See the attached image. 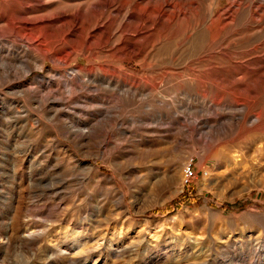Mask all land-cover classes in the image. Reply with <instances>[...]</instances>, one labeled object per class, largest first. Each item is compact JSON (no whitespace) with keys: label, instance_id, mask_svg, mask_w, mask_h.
I'll use <instances>...</instances> for the list:
<instances>
[{"label":"rangeland","instance_id":"rangeland-1","mask_svg":"<svg viewBox=\"0 0 264 264\" xmlns=\"http://www.w3.org/2000/svg\"><path fill=\"white\" fill-rule=\"evenodd\" d=\"M44 1L81 23L43 71L0 29V264H264V0Z\"/></svg>","mask_w":264,"mask_h":264},{"label":"bare ground","instance_id":"bare-ground-1","mask_svg":"<svg viewBox=\"0 0 264 264\" xmlns=\"http://www.w3.org/2000/svg\"><path fill=\"white\" fill-rule=\"evenodd\" d=\"M19 4L21 5L22 8L19 9L16 13L9 14L10 17H8L9 15H7L5 13L0 12V29H2L4 31V29H3L4 27L9 28L8 31L11 30V32L16 33L15 35H17L18 38L24 37L25 38L24 40H26L27 45H26V48L21 49L20 47H17L13 43V41H11L9 48L7 49V52L14 54L16 57H20L21 55L25 54L26 51L33 49L34 45H35V47H37V49H41V48L44 49V52H45L44 56L39 57V58L29 59L30 60L29 63L31 65V67H33L34 69L41 70V71L44 70V65H45V62L47 59L51 60L54 64H56V63L66 64L70 60L74 59L72 56L73 54H75L74 48L73 47H67V48L64 47V45H63L64 42L61 41L62 39L59 40L57 38L54 30L50 26L52 23H54L52 21L57 20V21H61V26L69 23V24H71L72 28H78V24L81 23L80 18L78 16H76L70 20L69 19L70 15L66 11H61V10H60V12L55 13L51 16H42L41 17V16L33 15L34 11L38 12V11H40L41 7H44L46 5L44 0H34V2H33V0H19ZM36 7H37V9L34 10V8H36ZM161 8L162 7H160V9H158L157 11L161 10ZM151 11H152V9H151ZM78 12H76V13H78ZM117 12H119V11L117 10ZM179 13L180 12L177 11V12H174L173 15H169L167 13L165 14V12H162V15H165L166 18L165 19L159 18V20H157L155 22H152L150 18H145L146 23H148L147 27H145V30L147 33V34H145V38L147 36L149 37V35H151V31L153 29L152 24L156 25L157 22L159 24L161 22H164V20H165V22H167L170 19L173 20L175 18H178ZM6 17H8V18H6ZM2 20H4V21H2ZM1 22H3L4 24L2 23L3 24L2 25ZM150 22H151V24H150ZM109 39H110L109 37H106V39L101 44H99L98 47H102V49H104L107 46H109L108 45ZM258 48H259V46H255L252 51L257 52L259 50ZM87 50H91L90 45L88 46ZM138 50L141 51V49H138ZM262 53H264V50H262ZM251 55H252L251 53L247 54L246 62L257 65L255 63V61L257 60V57L251 56ZM86 57L90 60L89 66L86 69H82V67H78L76 69L77 71L75 72V74L74 75L69 74V80L68 81L66 80L67 85L69 84L72 88L75 87V85L73 84L74 83L73 78H76V77H78L81 82H84V79L87 77V81L84 82L85 84L87 82L88 83L93 82V79L89 80L88 76L92 71H94V67H95L94 61L91 59V57H92L91 55H87ZM262 59H263V57H262ZM45 75L48 77V78H46V80L48 82L45 85L39 82L38 85L41 87H43V86L45 87L46 85H47L46 87L53 86L54 83H53L52 79L55 75V71L53 69H49L48 71H46ZM80 75H82V77H80ZM82 78H84V79H82ZM103 81L107 82V84H111L110 80L108 81L106 79H103ZM30 91L34 92V90L32 88H31V90H29V92ZM52 95L53 94L51 93V91H48V92L44 93V99L45 100H51L52 102L56 101ZM54 112L56 113V111H54ZM253 122L255 123L256 121H253ZM98 152L99 151L96 150L93 154L96 156V154ZM168 179H170V178L168 177Z\"/></svg>","mask_w":264,"mask_h":264},{"label":"built area","instance_id":"built-area-1","mask_svg":"<svg viewBox=\"0 0 264 264\" xmlns=\"http://www.w3.org/2000/svg\"><path fill=\"white\" fill-rule=\"evenodd\" d=\"M192 176H193V170L191 168V164L188 163L187 166L184 168V171H183L182 184L189 183Z\"/></svg>","mask_w":264,"mask_h":264}]
</instances>
